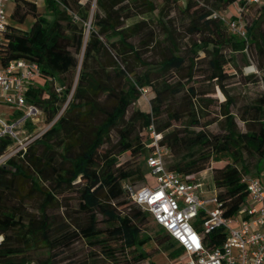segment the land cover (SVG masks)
<instances>
[{"label":"trees","instance_id":"1","mask_svg":"<svg viewBox=\"0 0 264 264\" xmlns=\"http://www.w3.org/2000/svg\"><path fill=\"white\" fill-rule=\"evenodd\" d=\"M13 2L10 18L21 24L27 17L32 21L27 30L8 24L0 47V63L4 65L17 57L38 62L42 78L31 87L28 99L43 110L46 121L61 110L76 73L77 80L58 119L28 147L23 159L8 161L15 170L0 166V264H25L23 255L37 244L51 251L78 237L91 246H100L115 262L116 249L134 248L138 250L131 257L134 264H156L143 249L151 239L141 231L148 212L128 197L122 184L124 180L142 179V169L127 160L120 161L122 152L142 155L144 160L149 149L145 128L151 121L162 133L161 143L169 148V158L173 157L169 169L183 176L199 174L211 162L230 158L224 165L211 168L209 183L215 188L224 215H234L246 203L247 190L241 178L251 173L249 159L255 158L251 176H258L264 168V92L237 113L231 110L234 101L227 95L215 111L221 129H207L214 120L207 119L211 101L207 94L215 83L229 77L225 66L233 60L232 54L244 53L248 47L245 39L231 33L220 17L213 16V10H224L238 2L243 6L244 20L249 5H258L264 13V0L252 4H245V0H212L210 9L189 15L187 30L192 37L183 52L175 29L154 13V0H95V5L91 0H45L43 12L31 0ZM192 4L187 0L184 10L190 11ZM133 16L141 18L124 23V19ZM154 19L162 30L161 39L155 34ZM257 25L258 18L245 28L264 59V34L256 31ZM157 47L162 49L158 59L143 56L142 48L150 51ZM184 67L185 81H172V74ZM71 72L69 80L67 75ZM57 87L60 91H56ZM144 87L154 93L152 119L148 112L135 110L119 130L117 148H106L99 154L111 129L124 119ZM178 94L185 99V107L169 108L170 99ZM162 112L164 118H160ZM236 116L244 123V130L238 126ZM8 142V137L0 138V152ZM16 182H28L31 190L42 196L38 217L7 205L17 189ZM75 186L79 193L78 210L85 218L75 222L71 230L57 232L46 208L55 200V192ZM98 215L106 223L105 229L98 226ZM13 230L19 234H10ZM105 236L115 240L119 248L113 247ZM209 237L218 243L223 233L212 232ZM155 242L163 251L170 250L171 257L183 253L166 231ZM40 263L50 264L51 260Z\"/></svg>","mask_w":264,"mask_h":264},{"label":"built area","instance_id":"2","mask_svg":"<svg viewBox=\"0 0 264 264\" xmlns=\"http://www.w3.org/2000/svg\"><path fill=\"white\" fill-rule=\"evenodd\" d=\"M0 0V47L5 41L9 15ZM263 0H245V4ZM243 6L226 23L231 33L247 41ZM216 17V15H214ZM42 73L33 58L17 57L0 63V106L16 114L8 121L0 116V138L9 142L0 152V166L11 171L12 158L23 159L28 147L40 138L58 119L61 109L50 121L43 110L28 99L29 91ZM60 91V87L56 88ZM147 147L145 165L153 176V184L124 183L128 197L152 220L163 227L183 250L181 264H264V181L259 176L243 175L247 201L232 216L224 215L214 186L199 174L181 175L168 168L170 150L161 143L162 133L151 121L145 128ZM215 203L209 209L206 205ZM221 231L220 242H212L210 234Z\"/></svg>","mask_w":264,"mask_h":264},{"label":"rangeland","instance_id":"3","mask_svg":"<svg viewBox=\"0 0 264 264\" xmlns=\"http://www.w3.org/2000/svg\"><path fill=\"white\" fill-rule=\"evenodd\" d=\"M191 1L193 4L190 8V11L189 9L188 11H185L184 9L187 4V0H154L157 6V9L154 13H158V15H161L164 20L169 21V23L172 25V28L175 29V36L178 39L181 52H183L186 47L189 46V38L192 37V35L189 34L187 30L189 15L200 14L204 10L210 9V3L212 2V0ZM91 3L95 5V0H91ZM237 5L238 2H234L229 4L224 10H213V14L220 17L224 21V24H226L227 21L233 18L237 13ZM37 8L40 12L44 11V7L41 4H39ZM160 9L162 11L159 14ZM140 18L141 16L126 18L124 19V23L129 24ZM256 18H258L256 31L264 34V13L258 5H249L244 14V24L248 25L253 19ZM30 21H32V18L27 17V20L23 23V29L20 28V26H16V28L27 30L24 28H28ZM153 26L155 27L154 29L157 38L161 39L163 37V33L161 28L157 26L155 19ZM86 27L87 33L89 25L86 24ZM246 43L248 47L244 50V53H233V60H230L229 63L226 64L225 68L228 71L229 77L224 81H218L215 83L213 90L207 94L209 97H211L207 119H214L213 122L207 126V129L211 132H218L221 129L220 117H216L215 111L217 109V104L220 101H223L227 95L231 96L234 101V105L231 107V110L234 113H237V111H239L243 105L251 102L260 93L264 92V59L257 53L254 42L248 37ZM164 44L165 43L163 42L160 46H163ZM161 52L162 49L159 47L150 49V51L148 48H142L143 56L149 60L158 59L161 55ZM201 65V67H204L203 64ZM107 68L110 72H112L111 66H108ZM200 69L201 68H199V71ZM186 71V67L182 68L178 73L172 74L171 80L185 81ZM76 74L74 77V84L77 80ZM67 76L70 80V78L73 76V72L69 73ZM245 77H249V79L246 80ZM40 80L41 79H38V81ZM74 84L72 86L71 93L68 95L61 109L65 108L67 103L70 101L71 94L75 86ZM195 84H197V82H195ZM153 96L154 93L150 87H144L140 89L138 99L128 107L124 119L115 128L111 129L109 133V139L101 146L99 154H101L106 148H117L119 130L120 128L126 126L130 114L135 110L148 112L150 114V118L152 119L151 99ZM184 100L185 99L181 96V94H178L175 98L170 99L168 107L179 108L180 105V108H184ZM0 116L4 119H7L8 121H11L14 120L16 114L8 111L6 106L1 105ZM164 117L165 113L162 112L160 114V118ZM236 121L240 129L244 130L245 125L237 116ZM135 130H138V124H136ZM139 130L140 134L143 133V130L140 127ZM124 160H127L130 165H140L143 175L142 179L134 178L133 180H124L122 181V184L126 182L135 186L153 184L154 178L149 173L142 155H130L129 152H122L120 161ZM172 161L173 157L168 158L166 161L167 166L168 164L172 163ZM227 161H231V159L222 157L219 161L211 162L210 166L203 170L200 176L205 181H210L212 173L211 168L214 166H222ZM249 162L251 173L244 175L251 176L253 175L252 165L255 162V158H250ZM44 184H48V182H45ZM15 187L17 189H15L10 195L11 199L7 202V205L19 207L29 215L38 217L40 215L38 206L42 201V196L38 192L32 191L28 182H16ZM77 189L78 186H75L70 188H62L55 192V200L51 202V204L46 208L47 214L51 215L53 220L54 229L56 231L58 230L57 232L62 230H71L74 227L75 222L83 221L85 218L83 213L79 212L78 210L79 193ZM206 206L211 209L215 206V203H210ZM98 220V226L102 229H105L106 223L103 221L101 215H98ZM141 228L143 235L151 237V239L143 245V249L149 253L151 261H154L156 264L182 263L183 253L179 256L171 257L168 254L170 250L163 251L159 246H157L155 238L159 235H164L165 231L152 220L150 214L147 213L144 223L141 224ZM9 233L12 235L19 234L17 230L10 231ZM105 237L109 240L113 247L119 248L115 240L109 239L108 236ZM137 253L138 250L134 248H126L125 250L116 249L115 257H117V259H115V262L111 257L104 253L100 246H91V244L88 243L86 239L78 237L70 244L59 245L51 251L42 244H37L36 246L27 250L23 256L27 259L25 264H41L40 262L49 258L51 260L50 264H134L131 257Z\"/></svg>","mask_w":264,"mask_h":264},{"label":"crops","instance_id":"4","mask_svg":"<svg viewBox=\"0 0 264 264\" xmlns=\"http://www.w3.org/2000/svg\"><path fill=\"white\" fill-rule=\"evenodd\" d=\"M31 1H33L34 3H36L37 6H39V4H41L43 7L45 6V0H31ZM13 8H14V2H13V0H11V1H9V2L6 3V10H7V13L9 15V23L11 22L10 24H12L13 26H15V27L16 26L17 27L20 26V28L23 29V26H24L23 23L21 24V23L15 22L13 19L10 18V14H11ZM238 8H239V4L237 5V9ZM24 29H28V28L26 27ZM258 176L264 181V168L261 170V172H260V174Z\"/></svg>","mask_w":264,"mask_h":264}]
</instances>
